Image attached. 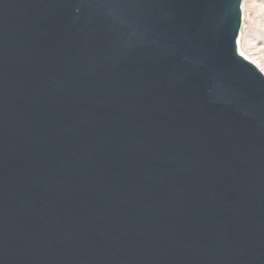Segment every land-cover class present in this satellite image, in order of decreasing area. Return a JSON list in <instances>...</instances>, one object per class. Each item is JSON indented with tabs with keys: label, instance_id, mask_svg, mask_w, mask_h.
Returning a JSON list of instances; mask_svg holds the SVG:
<instances>
[{
	"label": "water",
	"instance_id": "water-1",
	"mask_svg": "<svg viewBox=\"0 0 264 264\" xmlns=\"http://www.w3.org/2000/svg\"><path fill=\"white\" fill-rule=\"evenodd\" d=\"M241 18V0H0V264H264Z\"/></svg>",
	"mask_w": 264,
	"mask_h": 264
},
{
	"label": "rangeland",
	"instance_id": "rangeland-1",
	"mask_svg": "<svg viewBox=\"0 0 264 264\" xmlns=\"http://www.w3.org/2000/svg\"><path fill=\"white\" fill-rule=\"evenodd\" d=\"M241 16V48L264 73V0H241Z\"/></svg>",
	"mask_w": 264,
	"mask_h": 264
},
{
	"label": "bare ground",
	"instance_id": "bare-ground-1",
	"mask_svg": "<svg viewBox=\"0 0 264 264\" xmlns=\"http://www.w3.org/2000/svg\"><path fill=\"white\" fill-rule=\"evenodd\" d=\"M237 51L239 54H241L242 56H244L245 58H247L253 65H255L262 73L263 71L261 70V68L259 67V65L257 64V61H255L253 58H251L249 55H247L241 48V45H240V39L238 37L237 39ZM264 74V73H263Z\"/></svg>",
	"mask_w": 264,
	"mask_h": 264
}]
</instances>
